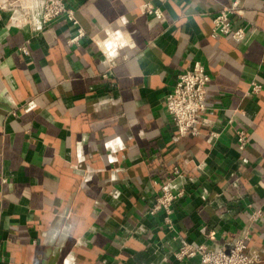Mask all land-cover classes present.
Returning <instances> with one entry per match:
<instances>
[{
  "label": "crops",
  "instance_id": "crops-1",
  "mask_svg": "<svg viewBox=\"0 0 264 264\" xmlns=\"http://www.w3.org/2000/svg\"><path fill=\"white\" fill-rule=\"evenodd\" d=\"M66 1L75 44L66 19L41 24L44 0H0V264H200L175 255L247 233L264 264V0ZM236 1L247 40L213 39ZM197 61L202 135L177 140L166 97ZM164 189L184 191L173 230L147 214Z\"/></svg>",
  "mask_w": 264,
  "mask_h": 264
},
{
  "label": "built area",
  "instance_id": "built-area-1",
  "mask_svg": "<svg viewBox=\"0 0 264 264\" xmlns=\"http://www.w3.org/2000/svg\"><path fill=\"white\" fill-rule=\"evenodd\" d=\"M165 3L168 0H159ZM7 8V7H2ZM29 8V13L21 15L24 21H33L34 14ZM141 10L144 14L154 17L158 21H164V15L159 8L151 4H143ZM239 3L236 1L231 7L224 8L213 20L211 37L213 39H230L235 44H242L247 40L246 32L241 28L234 27L231 16L241 15ZM59 19H66L73 27L76 33L71 44L78 43L85 38V32L80 28L76 18L75 10L70 8L66 0H44L40 21L42 25H49ZM21 51L26 54L28 51L22 48ZM211 78L208 75L205 66L201 62H195L185 72L178 77L176 85L167 94L166 109L171 117L175 127L177 140L185 138H196L202 135L203 116L206 114L207 92ZM262 91L259 84L253 82L249 96L256 97ZM210 137L216 141L219 133L210 132ZM237 146L239 151H244L248 147V137L245 131L236 133ZM184 196V191L174 193L169 189H164L162 194L156 199L155 203L148 208L147 214L152 217L162 215L165 226L168 230H173L172 222L173 207ZM263 219L261 210L254 211L250 216L252 223ZM249 234L235 239L228 247L218 250H210L204 245L186 244L176 253L175 258L178 262L198 260L200 264H261L263 258L259 253L249 252Z\"/></svg>",
  "mask_w": 264,
  "mask_h": 264
}]
</instances>
